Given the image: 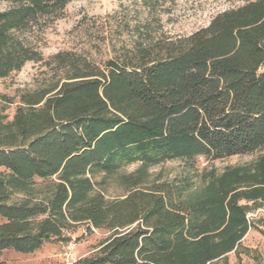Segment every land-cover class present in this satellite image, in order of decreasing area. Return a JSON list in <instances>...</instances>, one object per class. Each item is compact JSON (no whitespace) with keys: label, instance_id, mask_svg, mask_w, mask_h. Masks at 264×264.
<instances>
[{"label":"trees","instance_id":"obj_1","mask_svg":"<svg viewBox=\"0 0 264 264\" xmlns=\"http://www.w3.org/2000/svg\"><path fill=\"white\" fill-rule=\"evenodd\" d=\"M5 1L0 78L43 62L57 79L21 94L11 119L0 114V254L65 241L76 223L115 230L72 264H211L236 251L251 226L242 202L264 204V153L211 174L181 204L175 196L185 188L164 186L143 209L146 201L130 196L112 210L93 193L92 175L264 148V0H226L206 26L163 40L151 33L162 0H141L148 15L122 27L135 35L99 64L69 51L44 60L45 31L71 0ZM36 179L53 182L36 190ZM128 207L140 218L120 222Z\"/></svg>","mask_w":264,"mask_h":264},{"label":"rangeland","instance_id":"obj_2","mask_svg":"<svg viewBox=\"0 0 264 264\" xmlns=\"http://www.w3.org/2000/svg\"><path fill=\"white\" fill-rule=\"evenodd\" d=\"M229 5L226 0H162L156 6L159 25L152 21L151 33L160 40L189 35L206 26L216 13ZM7 6L5 0H0V11ZM146 15L148 9L142 6L141 0H71L63 17L45 31V45L41 49L44 60L58 51H69L79 59L86 58L99 64L120 53L122 44L129 43L135 35L134 32L130 33L131 29L130 32L122 29L124 23L133 26ZM56 79L55 70L43 62H27L21 70L0 78V114L11 119L21 94L47 88ZM262 153L264 148L251 154L221 159L197 156L192 159L174 158L155 164L141 161L122 164L114 172H94L93 193H101L106 205L112 210H122L128 206L125 202L130 196H136L138 203L145 200L139 205L143 209L145 207L142 205L149 203L147 199L150 196H163L164 186L174 189L184 187L180 196H175V201L181 204L188 200L189 195L201 192L211 174L219 175L227 168L253 163ZM3 173L4 169L0 168V175ZM51 182L53 180L36 179L33 187L43 190ZM242 203L246 204L251 224L248 232L236 251L211 264H264V204ZM131 210L128 207L124 211L120 222H127L136 215L140 218L141 210L135 213ZM138 222L129 223L123 229H131ZM114 230L109 225L89 228L87 223H76L64 231L65 241L49 240L31 253L4 250L0 254V261L7 264H66L65 253L68 252V261L72 264L79 258L94 254ZM72 243L74 246L70 248Z\"/></svg>","mask_w":264,"mask_h":264},{"label":"built area","instance_id":"obj_3","mask_svg":"<svg viewBox=\"0 0 264 264\" xmlns=\"http://www.w3.org/2000/svg\"><path fill=\"white\" fill-rule=\"evenodd\" d=\"M73 246H74V244L72 243V244L70 245V248H72ZM65 255H66V256H65V257H66V258H65V259H66V264H69V261H68L69 253L66 252Z\"/></svg>","mask_w":264,"mask_h":264},{"label":"crops","instance_id":"obj_4","mask_svg":"<svg viewBox=\"0 0 264 264\" xmlns=\"http://www.w3.org/2000/svg\"><path fill=\"white\" fill-rule=\"evenodd\" d=\"M241 242V241H240ZM233 252V251H232ZM228 255V254H227Z\"/></svg>","mask_w":264,"mask_h":264}]
</instances>
